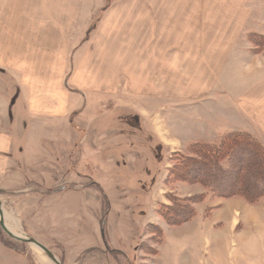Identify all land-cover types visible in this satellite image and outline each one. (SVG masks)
<instances>
[{"label": "crops", "instance_id": "1", "mask_svg": "<svg viewBox=\"0 0 264 264\" xmlns=\"http://www.w3.org/2000/svg\"><path fill=\"white\" fill-rule=\"evenodd\" d=\"M19 1L0 0V194L19 189L30 194L29 190L37 185L39 189L43 187L44 194L52 192L47 205L50 215L44 230L58 243L68 244L61 235L68 225L67 214L72 210L67 212V207L59 203L64 201L65 195L86 189H82L83 186L69 189V178L90 179L102 188L109 201V212L105 216L106 241L100 232V238L95 237L96 248L103 252V246L108 244L121 252V260H127L124 264H132V261L136 264L135 255L134 259L128 257L132 248L124 243V239L132 235L129 228L133 227V222L123 221V225L117 227L110 224V215L119 210V202L124 213L143 208L140 201L143 187L137 179L130 184V178L124 181L123 171L132 174L134 169L144 170V107L161 106L181 98L188 100L186 105L180 106H186V112L182 111L187 123L186 137L174 136L175 140H170L163 137L160 127L144 124L156 145L162 148L166 142L167 146L181 152L192 143H215L232 132H246L264 147V54L262 57L248 55L244 48L249 51L250 47L237 42L239 37L249 33L264 35V1L219 0L220 13L212 16V8L208 7L204 13L206 26L202 29H197L195 22L181 29L183 25L177 14L170 18L167 29L163 14L162 17L156 15L154 22L145 19V27L143 21L136 23V19H131L120 29L114 23L116 17L109 14L107 22L101 23L95 35H89L93 13L84 11L85 0L70 1L72 7L68 6L69 0H56L54 3L60 7L54 13L37 12L34 8L20 11ZM134 2L131 0L130 4ZM77 4H82L80 11L75 10ZM188 18L195 21L197 17L193 14ZM212 20L215 22L210 26ZM196 35L214 38L191 45L189 41ZM165 36L171 40L164 43ZM181 36L188 37V44ZM165 52L172 53L168 62ZM182 56L187 57V97L179 92L178 86L170 90L169 86L151 81L154 71L171 67L174 61H183ZM120 99H137L142 103L136 111L139 128H134L140 133L138 141L126 138V131L131 132L129 128L133 127L124 122L123 114L133 115L130 105H117ZM173 112L175 116L178 110ZM117 116L122 117L119 120L128 125L127 128H116ZM179 127L185 133V126ZM176 130L170 135L178 134ZM149 171L146 168L145 175ZM163 173L162 170L159 183L150 191V215L146 222L143 225V218L134 221L143 227L135 244L153 239V234L146 233V229L155 225L163 236L150 264H212L215 260L211 256L213 236H219L220 243H227L226 231L213 234L212 228L218 222L234 228L237 220L224 217L230 212L226 203H218L224 205L220 216L225 220L204 219L202 211L198 215L202 206L199 204L195 207V219L179 227L167 225L158 213L159 204H170L162 198L166 179ZM27 180L41 182V185L22 186ZM109 191H116L113 198ZM118 195L120 197L115 198ZM75 202L79 204L78 200ZM102 205L99 198L95 204L97 211ZM79 206L89 208L83 200ZM99 227L98 222V230ZM0 246V253L9 252L1 243ZM143 255L147 258V254ZM64 257L70 258L65 254ZM103 259L109 260V256ZM2 261L0 258V264Z\"/></svg>", "mask_w": 264, "mask_h": 264}, {"label": "rangeland", "instance_id": "2", "mask_svg": "<svg viewBox=\"0 0 264 264\" xmlns=\"http://www.w3.org/2000/svg\"><path fill=\"white\" fill-rule=\"evenodd\" d=\"M55 1L56 0H36L33 2V0H20L19 7L20 11H25L28 9L32 10L34 8V10L37 12L47 11L50 13H54L57 12L60 7L59 4L54 3ZM70 1L72 0H69L68 6L72 7L73 4ZM85 1H87V3L83 4V7L85 8L84 11H90L91 13H93L92 26L90 27L89 35H95L98 27H101V23L107 22L109 14H112V17H116L114 23L116 24V27L120 29L124 28V24L128 25V22L131 21V19L133 21L136 19V23H142L143 21L144 26L146 24L145 19L149 18V21H151L150 19H152L153 21L156 19V15H159L158 17H162V14L163 18L165 19L164 28L166 29L171 23L170 18L175 14L179 15L180 23L181 25H183L180 27L181 29L186 28V24L192 22H195V27L197 29H202L206 26L204 13L207 12L208 7L212 8V12H210V15H217L220 13L218 11L221 10V5L218 3L219 0H212V4L207 3L209 0H132L135 1L132 4H130L131 0ZM139 1L143 2V4H140ZM81 6L82 4L75 5V7H77V9L75 10L80 11ZM193 14L197 17L195 21L194 18H188L189 15ZM133 15H136V18H134ZM141 17L143 18V20H141ZM188 19H191V21H188ZM214 22L215 20H212L210 26H212ZM138 27H140V25ZM251 34L258 33H249L245 36L239 37L237 42L246 44V46L250 47L249 51L244 48V52L246 54L262 57L264 54V46L261 49L259 48L260 50L257 49L255 43H253V41L250 39ZM184 38V43L188 44V37L181 36V40ZM209 38L214 37L196 35L194 40L193 38H191V40L193 41L190 40L189 42H191V45H193V43H204V40H207ZM233 38L237 37L233 36ZM163 39L164 43H166L168 42L166 40H169L170 38L165 36ZM171 55V52L164 53L166 62L170 61ZM183 58L184 60L182 61L181 59V62L174 61V65H171V67H164V70L159 72L154 71L151 77L152 83L155 82L160 83L163 86L165 85L166 87L169 86L170 90L178 86L179 92L187 97L189 90L186 65L187 57ZM183 64L185 65L183 66ZM241 69L243 71L244 67ZM178 79L180 80V83H178ZM150 87H152V85ZM187 102V98H181L179 100H169L168 103H165L161 106H158L159 104L156 103L157 105H155L154 107L148 106L147 108H143V160L144 162L147 161V163L144 164L143 162V168L142 165H139L140 169H144L143 172L141 170L134 169L135 171H130L132 174H127L129 172L126 173L125 170L123 171L124 181H128L130 178L131 181L128 182L130 184L131 182L134 183V181L132 180L137 179L139 186L143 187V197H141L140 199V201L143 202V208L142 206L137 207V209L131 211L130 213H124V210H122V206L120 205L121 202H119L117 204V206H119V210L113 211L110 215V224L120 227V225H123V221H127L129 224H131L132 221L133 227L129 228L132 235H130V237L128 236L129 239H124V243L127 248H132L131 252L128 254L129 260L131 258L134 259L136 256V264H150V260L154 253H145V251H142L140 249V244H135L137 239L139 238V235L141 234V229L143 227L136 225L134 221L143 218L144 225V223L146 222V218L150 215L151 197L149 194L150 191L152 192L155 189V187L157 186L156 184L159 183L160 173L163 170V174L165 175L166 179H164L162 185V198L164 197L170 202L168 206L171 205L169 195L182 199L203 195L204 198L194 205V208L199 204L202 205L201 210L200 208L198 210V215H200L202 211V217L204 219L213 218V220L220 221L225 220V217L228 218L227 220H237V224L234 228H232L230 224L226 226V224L221 222H218V224L214 225V227L212 228L214 232L213 234L225 230V236L227 238V243L225 244L224 242L220 243L219 236H213L215 240L213 243V251L211 253V256L213 258L215 257V260L213 259L212 264H264V197L260 198L257 202L250 203L239 196L231 198H221L211 193L207 188L203 187L200 184H190L176 181H172L169 184L166 183L167 177L169 175V169L173 166L174 156L177 153H187L186 149L188 148V146L184 151L182 150L183 152L180 149L179 150L181 152H178L177 149L167 146L168 144L164 142L165 146L164 148H162L160 144L156 145L157 143H155V140L153 139L154 137L152 138L149 131L145 130L144 124H150L153 127L155 125L160 127L163 137H169L170 140H175L174 136L186 137V117L182 114V111L186 112V106H180H182L183 104L186 105ZM120 104L130 105L129 109L132 111L133 115L130 117L128 113L123 114L124 117H126H123L124 122L133 127L132 130L131 128H129L131 132L128 133V130L126 131V138H132V140L134 141L140 140V133L136 132L134 128H139L140 118L138 116L139 114L136 111L141 108V101L137 99H120V101H117V105ZM173 111L177 112L175 113V116L174 114H171L174 113ZM120 118L122 117L117 116V120L115 123L116 128H127L128 125L121 123L119 120ZM180 125L185 126V133L179 127ZM177 127H179L178 130H176ZM175 130L178 134L173 136L170 135V132ZM137 147L140 148V145H138ZM59 153L60 152L58 151L57 156L60 155ZM68 164L69 166H72V163ZM146 168H149L150 170L148 175H145ZM142 179L143 181H140ZM67 182V186L69 187V189H74L76 187L82 188L81 186H83L82 189H84V187L86 188L83 192H72L67 196L65 195L64 201L62 203H59L60 205L67 207V212L69 210H72V213L67 214L68 225H66L64 229L63 227H61V229L65 231L61 236L69 241L68 244L58 243L57 240L52 239V237L50 236L51 234H47L45 232L44 229H46V220L50 215L47 211V205H49L50 203V195L52 192H47V194H44L45 192H43V187L39 189L38 185L33 186L29 190L30 194H28L26 191L25 193L21 191L19 192V190L22 189L15 191L16 193L12 192L6 195L0 194V202L2 203L4 221L7 228L9 230L11 229L10 232L16 235H23L25 238L35 239L43 246H45L62 264H117L118 262L119 264H124L123 262L127 263V260H121V252L111 249L108 244L103 246V252H100V249L96 248L97 242L95 239L97 238L95 237H97L98 235L100 238V232L103 240L106 241L107 236L105 216L107 213V208L105 209V207L102 205V208L97 211L95 204L97 203L99 198L102 202L103 197L98 196V194H101L96 189V187L92 185V181L87 178L84 180H80L78 178H69ZM28 183H34L36 185V183L40 184L41 182L27 180L23 181L21 185L23 186V184ZM109 193V196L113 198L116 191H109ZM119 197L120 196L118 195V197L115 198ZM77 200L79 201V204L76 205L75 201ZM82 200L89 206L88 209L86 207H84L83 209L82 206H79ZM218 203H226V206L230 208V212L227 213V215H225L224 217L220 216V210L224 205L222 206ZM69 207L73 209H69ZM158 207L160 209L161 205L159 204ZM160 218L162 217L160 216ZM195 218L196 214L192 219ZM103 220L104 224H102ZM162 220L165 222L163 218ZM139 221L142 222V220ZM98 222L100 224L99 230ZM76 230L77 232H75ZM151 232L147 227L146 233L152 234L153 232ZM0 236V243L9 251L8 253H0V258L1 260L3 259L2 264H55L42 250L38 249L32 244L22 243L8 237L4 233L2 228H0ZM122 237L125 238L124 235H122ZM160 240V237L155 235L153 239L149 240L147 238L146 241L142 244L148 245L151 249L157 252V247ZM221 240L223 241L224 238H222ZM216 241L218 242L215 243ZM73 242H76V245H73ZM4 243L10 247L14 245L18 248L19 252L7 248ZM65 244H67L68 246V251H66ZM143 253L147 254V258H144L145 256L143 255ZM64 254L66 256L69 255L70 258H63ZM103 256H105V258L109 256V260L103 259ZM132 264H135V262L132 261Z\"/></svg>", "mask_w": 264, "mask_h": 264}, {"label": "trees", "instance_id": "3", "mask_svg": "<svg viewBox=\"0 0 264 264\" xmlns=\"http://www.w3.org/2000/svg\"><path fill=\"white\" fill-rule=\"evenodd\" d=\"M250 39L257 49L264 46V36L251 34ZM186 152L174 156L167 184L172 181L200 184L221 198L239 196L250 203L264 197V147L250 134L227 133L215 143H193L188 146ZM92 185L101 193L103 206L108 212L107 196L99 185L93 182ZM203 198V195L183 199L169 195L171 205H161L159 214L169 226H180L195 216L194 205ZM148 229L154 236L162 238L163 232L159 227L149 225ZM4 245L19 252L14 245ZM140 249L145 253L156 254V251L146 244H141Z\"/></svg>", "mask_w": 264, "mask_h": 264}, {"label": "water", "instance_id": "4", "mask_svg": "<svg viewBox=\"0 0 264 264\" xmlns=\"http://www.w3.org/2000/svg\"><path fill=\"white\" fill-rule=\"evenodd\" d=\"M0 227L2 228V230L4 231V233L19 242L22 243H27V244H32L35 247H37L38 249L42 250L54 263L56 264H62L60 263L57 258L45 247L43 246L41 243H39L38 241H36L35 239L32 238H19V237H15L13 236V234L10 232V230L7 228L5 221H4V214H3V210H2V203L0 202Z\"/></svg>", "mask_w": 264, "mask_h": 264}, {"label": "bare ground", "instance_id": "5", "mask_svg": "<svg viewBox=\"0 0 264 264\" xmlns=\"http://www.w3.org/2000/svg\"><path fill=\"white\" fill-rule=\"evenodd\" d=\"M146 160V159H145ZM143 162H144V160H143ZM11 230V229H10ZM12 233V232H11ZM13 234V236H15V237H19V238H25L23 235L22 236H19V235H16V234H14V233H12ZM56 264V263H55Z\"/></svg>", "mask_w": 264, "mask_h": 264}]
</instances>
